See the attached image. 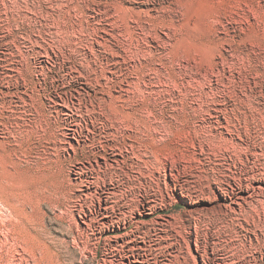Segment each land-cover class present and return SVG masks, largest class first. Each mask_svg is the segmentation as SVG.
I'll return each instance as SVG.
<instances>
[{
	"label": "rangeland",
	"instance_id": "obj_1",
	"mask_svg": "<svg viewBox=\"0 0 264 264\" xmlns=\"http://www.w3.org/2000/svg\"><path fill=\"white\" fill-rule=\"evenodd\" d=\"M0 264H264V0H0Z\"/></svg>",
	"mask_w": 264,
	"mask_h": 264
}]
</instances>
